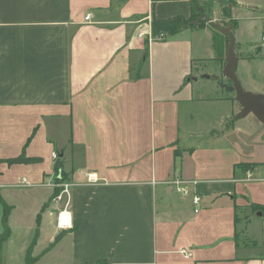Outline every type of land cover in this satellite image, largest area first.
I'll use <instances>...</instances> for the list:
<instances>
[{
	"label": "crops",
	"instance_id": "crops-1",
	"mask_svg": "<svg viewBox=\"0 0 264 264\" xmlns=\"http://www.w3.org/2000/svg\"><path fill=\"white\" fill-rule=\"evenodd\" d=\"M194 1L213 20L229 9L237 78L264 94V0ZM176 16L191 0H0L1 263L30 248L38 264H264V122L236 117L228 38L209 22L152 37V18ZM21 153L36 160L7 161ZM175 175L199 182L181 195Z\"/></svg>",
	"mask_w": 264,
	"mask_h": 264
},
{
	"label": "trees",
	"instance_id": "trees-1",
	"mask_svg": "<svg viewBox=\"0 0 264 264\" xmlns=\"http://www.w3.org/2000/svg\"><path fill=\"white\" fill-rule=\"evenodd\" d=\"M157 1V0H153ZM220 2H223L224 0H219ZM200 12L196 8V2L194 0H191V16L189 18H185L183 16H176L172 17L169 19H163L159 20L156 18H152L151 20V32H152V37L156 39L160 34L163 35L162 39H165L167 35H173L177 33L179 30L183 28H188V27H194V26H201L204 23H206V20H199L198 22H194V20L197 19L198 15ZM223 15L224 17L229 19V22L234 25V21L230 18V13L229 9H224L223 10ZM148 40H145V49H144V57H147L148 55ZM36 158H29L25 156L24 153H21L17 157H14L12 159L7 160L10 163H28L31 161H35ZM245 166H250V164H245ZM56 174H58V168H59V163L56 165ZM61 177V176H59ZM62 178V177H61ZM0 202L3 206V230L0 233V251H1V246L3 241L8 237L9 235V227L7 225L6 221V216L9 211V206H7L4 201L0 198ZM253 209L255 210H261L264 216V206L263 205H258V204H253L252 206ZM104 262L98 261L95 264H103ZM0 264L1 263L0 261ZM23 264H38L37 263V258L33 257L30 252V248L27 250L26 256H25V261Z\"/></svg>",
	"mask_w": 264,
	"mask_h": 264
},
{
	"label": "water",
	"instance_id": "water-1",
	"mask_svg": "<svg viewBox=\"0 0 264 264\" xmlns=\"http://www.w3.org/2000/svg\"><path fill=\"white\" fill-rule=\"evenodd\" d=\"M200 10L202 11V9ZM199 18H204L214 28L219 30L228 38V44L225 52V62L222 68V75L227 78L230 83L222 85L228 91L234 92L235 100L241 106V109L236 114V117H243L247 114H253L260 122H264V94L245 90L239 82L235 72V67L237 65V56L235 54V38L232 33V24L227 21L225 23V26H220L217 21L212 20L204 12L201 13Z\"/></svg>",
	"mask_w": 264,
	"mask_h": 264
},
{
	"label": "built area",
	"instance_id": "built-area-1",
	"mask_svg": "<svg viewBox=\"0 0 264 264\" xmlns=\"http://www.w3.org/2000/svg\"><path fill=\"white\" fill-rule=\"evenodd\" d=\"M91 18V14H86L84 19L87 21ZM163 35L160 34L156 39H162ZM262 40L264 41V31L262 32ZM52 158L57 159V153L53 152L51 154ZM89 181H96L97 178L88 176ZM198 180H185L179 175H175L170 181L169 184L181 195H188L190 191L197 185ZM53 189L57 190L53 194L52 202L56 204L62 203L63 205L58 211L56 225L60 229H69L73 226V220L71 218V213L69 211V201L71 194L72 183L64 178L59 177L57 174L54 175L52 180L47 183ZM201 201L200 196L194 192L192 194V202L195 205H198ZM197 211V209H195Z\"/></svg>",
	"mask_w": 264,
	"mask_h": 264
},
{
	"label": "rangeland",
	"instance_id": "rangeland-1",
	"mask_svg": "<svg viewBox=\"0 0 264 264\" xmlns=\"http://www.w3.org/2000/svg\"><path fill=\"white\" fill-rule=\"evenodd\" d=\"M215 6H213V4L211 3V2H209V3H207V5H206V11H201V10H198L199 12H200V14L198 15V17H197V19L196 20H194V22H198L199 20L201 21V20H203V21H205V19L204 18H199V16L201 15V13L202 12H204L205 14L207 13V15L213 20V16H215V15H217L218 16V13L217 12H215V8H214ZM217 10V9H216ZM220 14V16H221V21H218V20H215V21H217L218 23L219 22H221V25L220 26H225V23L227 22V21H229V20H226L225 19V17H224V15L222 14V13H219ZM211 74H213L212 72H211ZM211 79H212V77H211ZM199 80H200V82H206V80L204 79V77H201V78H199ZM213 80V79H212ZM226 80V79H225ZM206 88V87H205ZM198 105H199V103H195V108H196V111L197 112H199V118H200V121H203L204 119H205V114L203 113V110L202 109H198ZM249 116H252V115H249ZM196 117L194 118V120L193 121H191L190 120V117H188V118H185V121H186V123L187 124H190V123H196ZM251 129H252V127H250ZM249 128V129H250ZM251 129H250V131H251ZM191 139V140H190ZM189 141L190 142H192V143H195L196 141H197V138L195 137H191V138H189ZM247 143V142H246ZM250 145H248V147H249V149L247 150L246 149V152L244 153V155H246L247 153L248 154H253L254 155V151H252V143H249Z\"/></svg>",
	"mask_w": 264,
	"mask_h": 264
}]
</instances>
